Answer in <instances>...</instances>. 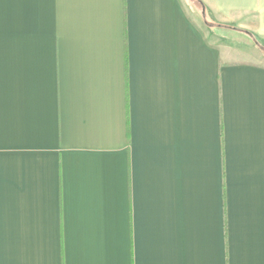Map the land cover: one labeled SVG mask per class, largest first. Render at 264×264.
Returning a JSON list of instances; mask_svg holds the SVG:
<instances>
[{
    "label": "crops",
    "instance_id": "crops-1",
    "mask_svg": "<svg viewBox=\"0 0 264 264\" xmlns=\"http://www.w3.org/2000/svg\"><path fill=\"white\" fill-rule=\"evenodd\" d=\"M199 1L0 0V264H264V0Z\"/></svg>",
    "mask_w": 264,
    "mask_h": 264
},
{
    "label": "rangeland",
    "instance_id": "rangeland-1",
    "mask_svg": "<svg viewBox=\"0 0 264 264\" xmlns=\"http://www.w3.org/2000/svg\"><path fill=\"white\" fill-rule=\"evenodd\" d=\"M191 6L193 8L192 13L193 16L196 18L202 17L201 15V8L200 5L198 4L197 0H190ZM205 18V16H204ZM204 18L202 17V21H204ZM207 20V17L205 18Z\"/></svg>",
    "mask_w": 264,
    "mask_h": 264
},
{
    "label": "trees",
    "instance_id": "trees-1",
    "mask_svg": "<svg viewBox=\"0 0 264 264\" xmlns=\"http://www.w3.org/2000/svg\"><path fill=\"white\" fill-rule=\"evenodd\" d=\"M197 2H198V4L200 5V8H201V15H202V17L204 18V16H205V18H206V10H205L204 6L201 4V2H200L199 0H198ZM205 18H204V22H205L206 24H209ZM263 50H264V49H263Z\"/></svg>",
    "mask_w": 264,
    "mask_h": 264
}]
</instances>
